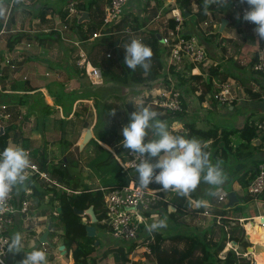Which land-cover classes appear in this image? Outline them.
<instances>
[{"label":"rangeland","instance_id":"rangeland-1","mask_svg":"<svg viewBox=\"0 0 264 264\" xmlns=\"http://www.w3.org/2000/svg\"><path fill=\"white\" fill-rule=\"evenodd\" d=\"M65 1L66 0H50V2L43 7L44 9L48 10L49 14H51L52 18H50L48 22H51L50 24L53 25L48 26V23L42 22L39 15H36L35 18L30 17L29 21H25L26 19L22 18L21 21L19 20L18 25L20 28H22L21 30H24L29 26V29L27 30H29L28 33L30 35L25 33L24 31H21L15 33V35H13L12 33H6L2 37H0V50L3 51L4 54L7 53L6 55H0V66H5V62L7 60L10 62L11 66H14L15 63L19 64L18 62L23 59L21 56H16L17 52H20L21 55L30 56L34 61H37L39 64H41V67L39 69H37L36 67H32L29 74L25 72L24 74H20L23 69L20 68L17 64V67H15V65V68L12 69H9V67L6 66L10 71H12L11 73L14 75V77L9 78V75L6 74L5 77L0 76V80L4 79L6 81L14 82V86L19 87L16 89H19V91H21L20 94H18L20 97H30H28L23 105L19 106L18 113L16 112L15 114H12L10 110H8L5 102L0 103V128H8L13 125L16 127L15 133L20 136V140L18 143H16L13 138L10 137V139L8 140V145L19 144L24 147V141L28 139L32 148L41 149L43 146H46L48 149L49 164H65L68 169L73 174L81 178V180L85 184L100 186V180L99 177H97L96 171H98L99 175L108 172L110 174H115L119 171V167L115 162L99 166L96 171L94 170V168H92V166H90L92 160L100 155L102 151L100 147L114 153L116 156H120V154L117 153L118 151H122L121 153L126 155L125 152H128L130 150L124 148L121 143L118 144V140L122 139L121 128L129 120L131 111H134L137 108L145 105L153 109H156V106L153 104V97L149 95L150 90L146 91L144 85L132 82L129 79L128 75L124 72L122 74H116L117 76H114L112 73H108L107 79L103 80L91 78V74L89 73L90 69L87 68L86 71V67L88 66H85V63L80 58V50L83 48L86 49H83V53L86 55L91 47V43H87L83 48L81 46L77 48L74 46V44H72L71 41L65 42L61 40L58 32L48 31L49 28H60L59 21L61 20L59 19L61 14L65 11ZM81 1L83 2L82 4L85 5L90 1H95L99 6V10L101 12L100 19H103V0ZM156 1H159L160 4L158 5ZM198 1L199 0L195 1L194 4H191L192 16L190 15V18L188 20L189 23H186L185 26L186 28H192L193 23L194 28L196 27V30H198L197 32L199 36L203 40H207L209 37L216 36L210 34V32L217 30L213 25L219 22V18H216L214 20L209 19L207 22H204L203 24L198 26V24H196L195 22L196 13L200 10L201 6ZM6 2L7 0H4V4H0V24L2 25L4 24L6 11L8 10V7L6 8ZM164 4L165 0H131L124 14L130 12L133 15H138L140 18H142L143 16L148 17L150 19L148 27L151 29H156L157 24L153 22V18L155 17L154 14H157L158 10L161 9L166 11L167 8L163 7ZM79 20L80 18L78 19V21ZM162 20L163 19H161L160 22ZM191 20L193 21L190 23ZM23 21L26 22V24H23ZM248 22L249 21L245 22L246 25ZM226 24H221L220 26L223 27L226 26ZM247 28L249 27L247 26ZM45 29L49 33L55 32L54 35L58 36L60 40H58V42H56L55 40H47L45 42L43 39V37H45ZM235 37L237 40H235L234 42L239 45H243V40L241 39V37ZM260 39L262 41L260 45L262 46L264 45V38L260 37ZM9 40H12L13 43H15V46L13 45L12 47L13 49L17 47V52H15V59H12V56L8 54L9 50L7 43ZM246 40H248V38ZM250 41H252V37H250V40H248L247 42ZM235 50V47L231 48L230 46H228L225 48L223 53L227 56H230L235 52ZM219 56L220 54L217 55V57ZM11 61L15 63L11 64ZM225 61L228 62L229 59H225ZM211 64L215 65V61L213 60L210 65ZM65 65L69 66V68L67 67L68 69H70V67L72 68L70 69L71 73L66 72ZM56 67L58 68V70L55 69ZM207 68L208 67L201 68L200 70L202 73V80L204 82L208 81V76L205 73V69ZM53 69L56 70L55 74L52 73V71H55ZM47 71L50 72L51 76H45V73ZM87 72L89 73V75ZM164 74L168 75L167 78L171 83L174 82V75L172 74V72L166 73L163 70V72H161V75H159V81L156 87L153 88L154 90L152 89V91H154L152 92L153 94H155V89L162 88L160 90L163 91V88H165L163 81L166 76H164ZM196 74H199V72ZM230 82L233 83V81ZM235 84L236 83L234 82L233 85H228L232 92L233 89H235ZM202 86L203 85L200 84L196 86L194 98L189 99V103H191V105L195 107H198L200 104L199 95L202 91ZM32 87L36 88L34 92H26L28 88ZM216 89V87L211 90L208 89L210 96L213 98L217 92ZM0 95H5V93ZM35 100L39 101V103L36 104ZM187 102L188 101L186 100V103ZM56 103L60 105H56ZM45 104L50 109H55V111L49 112L46 116H44V113L46 112ZM165 114V112H161L157 114V116L159 119L166 120L163 119ZM173 120L174 117H171L166 121L170 124H173ZM175 125L177 127L173 129V131H177L182 128V126H179L177 124ZM196 126L202 129L206 126V124L204 122H201L200 118V120L196 123ZM87 129L91 130L93 139L89 140L88 143L80 150L79 144H81ZM93 140L97 141L99 145H97ZM27 150H29L30 152L32 151L31 148H27ZM36 158L37 156L34 153L31 154L30 159L33 162H36ZM234 161L237 160L233 159L231 162ZM54 181H56L63 188L65 187L57 180ZM232 188V185L229 184V186L226 187L225 191H227L228 193L232 191ZM105 190H108V188H101L103 194L105 193ZM55 191L60 193L62 189H55ZM170 193V191L163 190L161 192V196L164 199L169 200L172 197ZM239 194L241 197H246V189L239 191ZM45 199L47 201H50V195L47 198L45 197ZM52 200L53 202L48 204H52L53 207H57L58 209L59 201H57L56 199ZM46 207L47 209L49 208V206ZM195 208H197L195 203H192V206L190 207V211L192 210V214H189L190 211H188L184 215L178 216L179 222L184 221V223L188 227L185 228L184 226H179L178 231L173 230L172 232H169V234L173 235L179 232L181 234H191L192 232H198L201 235L202 231L208 229V227L213 224L214 216L210 214L211 211L206 210L202 212V214L198 215L197 213L193 212ZM231 209L232 210L227 211V213L234 217H247L253 214L264 215V201L249 200L246 203L238 204L235 208ZM51 211H54V209ZM51 211L48 209L45 211H41L38 214V217L46 216V220L38 221L37 219H34L32 223L27 222L25 223V225L28 224L29 226L48 227L49 216L51 217ZM140 216V220L142 219L141 221L144 225H149L154 220L162 217H165L168 222L167 216L160 215L158 213L150 214L149 216H144L140 213ZM51 220L53 222V226L60 225L58 229L61 230L62 233L63 227L60 224L59 218L51 217ZM219 221L220 219H216V225L218 226L221 224V222ZM98 223L99 222H97L95 226L98 232L97 237L101 241L102 246L97 249V252L94 255L96 259H98L104 252H106L108 247L131 246V243L129 242L123 243L118 240H113L112 237L105 233V231L102 229L101 223L99 224V226ZM233 223H237V221H234ZM190 226L193 227L191 230H189V228H191ZM230 226H237V224L233 225L231 223ZM217 228L218 227H215L216 230ZM168 229L169 227H165V229L161 228L155 231L158 233L161 231L168 232ZM225 230H230V227H226ZM145 231L147 230H143V234ZM31 233L32 232L25 231L24 235H30ZM146 233H148V235H143L140 233V244L138 242L139 246L137 247L136 245V247L133 248L131 254L129 255L128 264H132L133 262L142 264H157L155 254L151 250V247L154 246L155 242L153 231H150V233ZM259 233L260 232L258 231V234ZM49 237V240H52V236ZM244 237L248 243V247L250 245L252 246L253 244H256L255 241L254 243L249 242L250 238H247V232L244 234ZM232 242L233 241H229L226 243L225 250L220 254V257L223 258L229 249H233L236 252H245L244 256H249L250 264H253V259L251 256L252 254L250 255L246 253L247 247L244 248L238 246L237 244L234 245L232 244ZM61 244L62 240L60 237H58V242H55L54 244H52V246H50L49 244L46 246H40V244L38 248H42L46 252L48 264H70L71 261L72 264H75L70 253L66 256L61 255V252L58 250V247ZM186 245L187 244L185 242H180L176 239H169L163 243L162 247L167 251H171L173 247L178 248L179 251H183L186 248ZM24 251L27 252L30 250L25 249ZM260 254L261 253L259 251L256 253V255ZM53 256H55L54 259ZM59 258H63L64 263H61V260H59ZM68 260L70 261V263ZM99 264H116V260L113 257V254H108L107 258L104 261H101Z\"/></svg>","mask_w":264,"mask_h":264},{"label":"trees","instance_id":"trees-1","mask_svg":"<svg viewBox=\"0 0 264 264\" xmlns=\"http://www.w3.org/2000/svg\"><path fill=\"white\" fill-rule=\"evenodd\" d=\"M194 1L195 0H178V2H180L182 5L184 16L186 14H188L189 16L192 14L191 4ZM156 2L158 5L160 4L159 1ZM198 3L201 6L200 10L196 13V23L206 22L209 18V15H212L220 6L228 9L229 11V23L227 27H239L247 21L243 19V15L239 16V13L243 7L249 8L246 0H240L235 9H232L233 4L231 5V2L229 0H199ZM79 7L81 10L89 12V19L88 21L82 23L77 20L76 22H74L73 29L81 42H88L91 36L99 30L102 24V19H100L101 12L99 10V6L95 1H90L86 5L81 4ZM46 10H44L40 14L41 21L43 22L46 21L48 13V10ZM66 16L67 12H63L61 14L60 18L62 19V21H65ZM154 16H156V14H154ZM236 16L238 17L236 18ZM149 21L150 19L148 17L143 16L142 18H140L138 15H133L128 12L124 14L120 22L110 31L106 32L103 37L94 42H90L91 47L87 53L88 58L93 66L101 69L104 79H107L108 73H112L114 76H117L118 74H122L124 72L128 75L129 79L132 82L144 85L146 91H151L156 87L159 81V75H161V72H163L164 70L162 55L163 48L156 36L158 31L148 27ZM175 26L176 22L174 20H170L168 27L174 28ZM1 27L2 24H0V29ZM112 30H116L117 32L130 30L133 31L134 34L131 35L121 33L113 35L111 34ZM54 33L55 32L45 33L44 40H55L56 42H58L60 38L54 35ZM133 38L140 39L143 43L150 46L152 49L153 55L151 57L150 67L148 70H144L139 66L135 70L129 69L123 63L125 58L124 47ZM7 46L8 50L11 51L13 42L9 40ZM107 51L113 52V55L110 58L106 57ZM255 61L251 64V73L253 74H255ZM205 70V73L208 76V81L205 82L201 81L200 77H202V73L200 75L186 76V74L183 73L177 74L174 71L171 72L174 75L175 79L178 81L177 85L180 87H185V93L188 97L190 93H195V87L198 86L201 82L202 84H205L209 90L216 87V91L219 92L225 85H229L230 81L233 80L235 81L236 86L240 85L243 87L245 93L250 91L249 89L245 88V83L247 82V73H245V75L241 77H237L236 75L222 70L220 64H211ZM240 70L243 71L244 69ZM52 73L55 74L56 70L52 71ZM45 76H51L50 72L47 71L45 73ZM164 76H166L163 81L164 87L170 88L171 82L167 78L168 75L164 74ZM16 88L19 87L15 86V89ZM35 90L36 88L32 87L28 88L26 91L30 93ZM6 96L7 95H4L3 97ZM0 97L2 98L1 95ZM28 97L30 96L15 97L13 95L12 97L8 95L5 101L14 104V107H16L15 109H19V106L23 105ZM7 98L9 99L7 100ZM1 101L4 100H0V102ZM35 103L37 104L39 103V101L35 100ZM56 105L60 104L56 103ZM45 109L46 112L44 113V116H46L49 112L55 111V109H50L46 104ZM154 110L157 112V114L162 112V109L158 107H156V109ZM13 111L15 110L13 109ZM165 113L166 114L163 119L166 120L171 117H174L175 120H180L185 115L184 112ZM256 125L254 123H248L244 128L240 130H229L226 128L218 127H213L208 130H202L196 127V121L194 122L190 120V122H184L182 124V129L174 132L190 138L195 137L201 140L204 144L207 145L206 150L211 153L210 158L213 160V162H221V166L225 172L231 160L248 159L253 157L254 151L257 147L252 146V138L248 139L249 142L246 140L248 143H243L241 141L237 142V139L233 140V137L236 136L237 138L238 134L247 130H250L254 134V136H258L259 130L257 129ZM15 130L16 127L14 125L5 128L2 131L0 130V149L8 145V140L10 139V137H12L16 143L19 142L20 136L15 133ZM121 140L122 139L118 140V144H120ZM93 141L97 145H99L97 141ZM24 142V148H31L32 152L37 156L36 160L40 168L48 172L55 180L63 184L65 188L69 190H62L60 193H58L54 190L50 191L49 188H47L45 189L46 193H40V191L37 190L36 194L45 196L52 192V197H50V201H48V203H52V199H56L57 201H59L58 205L60 207V214L58 218L60 224L63 227V233L60 234L59 237L62 240V244L65 245L67 249V254L71 253L74 263L99 264L101 261H104L107 258L108 254H113V257L116 260V264H128L129 255L135 247V244H131V246L129 247H108L106 252H104L98 259H96L94 255L97 252V249L102 246L101 241L98 239V237L90 238L87 236L85 225H83L82 223V217L76 214L74 211H84L89 209L90 207H93V211L99 222V226L100 222L105 217V211L103 207L104 194L101 191V188H108V190H113L123 185L129 184L130 178L127 176V173L123 170L117 159L114 157V153L99 146L102 151L99 156L92 160L90 166H92V168H94V170L96 171L99 166L115 162L119 167V171L115 174H110L108 172L101 175H99L98 171H96L97 177H99L100 180V186H93L85 184L81 180V178L73 174L65 164H49L48 149L46 146H43L41 149H35L31 147L30 141L28 139H26ZM121 152L122 151H118L117 153L123 155L124 157V154ZM255 175L256 173L252 172L251 170H247L240 177H237L236 180L239 182L243 189H246L249 185V182L254 179ZM149 185L152 188L162 189L161 186L156 183H150ZM246 195V197H241V199L245 200L246 202L253 199L248 196V194ZM191 199H194L191 194L189 197H185L174 192V195L170 202L158 200L152 207L159 214L167 216L172 222L180 226H184V221L179 222L178 216L184 215L189 211L190 207L192 206ZM215 203L213 205L216 208L208 209V211H211L210 214L214 216V222L211 226L208 227V229L202 231L201 235L198 232H192L191 234H181L179 232L171 235L167 231H161L159 233L153 231L155 242L154 246L151 247V250L155 254L157 264H250L249 256H244L245 252H236L233 249H229L223 258L220 257V254L225 250L227 242L235 241L238 246L244 248L248 247V243L244 237L245 231L241 226H230V224L235 220H232L234 219V217L232 215H229L227 211H230L232 209L226 210L225 205L221 207ZM170 204L175 206V212L169 211ZM205 210L206 208L204 206H200V208H195L193 212L202 213ZM149 215L150 213L145 214V216ZM217 217H220L219 222H221V224L219 226L216 225V219H218ZM247 217L240 216L238 218ZM59 226L60 225L55 226L56 230H59ZM215 227H218L217 230L215 229ZM226 227H230V230H225ZM143 235L148 234L144 233ZM51 236L52 238H54L56 234ZM169 239H176L180 242H185L187 244L186 248L183 251H179L178 248L174 247L171 249V251L165 250L162 245ZM95 241H98V244H96ZM21 260L22 259H19V261ZM132 264L142 263L133 262Z\"/></svg>","mask_w":264,"mask_h":264},{"label":"built area","instance_id":"built-area-1","mask_svg":"<svg viewBox=\"0 0 264 264\" xmlns=\"http://www.w3.org/2000/svg\"><path fill=\"white\" fill-rule=\"evenodd\" d=\"M130 1L131 0H103L102 10L104 16L102 24L99 30L91 36L89 41L103 37L106 32L114 28L124 16L125 10ZM230 1L233 2L232 9H235L240 2V0ZM42 2L45 3V6L50 1L9 0L8 10L5 15L0 35L7 32V22L16 8L30 9ZM82 3L81 0H66L64 12H67V16L65 21H59L60 28L53 27L49 28L48 31H56L59 33L61 40L65 42L68 41V35L71 30L69 22L72 21L73 23L81 18L83 10H81L79 6ZM163 7L167 8L166 11L160 8L161 10H158L156 16L153 18V22L157 24L156 30L162 38L161 45L163 48L164 71L166 73H170L171 71H174L177 74L183 73L186 74V76H193L198 72L200 74L201 68L210 66L211 59L208 50L202 45L198 36H187L188 33L186 32L185 24L188 22L190 16H184L182 5L178 0H165ZM247 9V7H243L239 16L244 15V12ZM161 19L163 20L160 22ZM170 20L176 22L174 28L168 27ZM121 33L134 34V32L130 30L124 32L112 30L111 32L113 35ZM76 45L79 47V43H76ZM83 49L80 50V58L85 63V66H88L86 67V71L87 68L90 69L89 73L91 74V78L103 80L104 78L101 69L92 65L88 55L83 53ZM257 53L258 55L254 64V71L264 80V46L259 48ZM111 56L112 51H109L106 54V57L110 58ZM6 64L8 67L15 68L13 65L10 66L9 61H7ZM160 89L162 88L155 89V94L152 93L154 91H149V95L153 97V104L156 107L162 109V112L182 113L186 111L185 103L186 100L188 101L185 93L186 89L185 87L177 85L175 77L170 88H163V91ZM214 98L221 105H226L234 100L232 91L228 85H225L219 92H217ZM3 129L5 128H0L1 131ZM257 129L260 132H264V117L257 123ZM28 152L30 156L33 154L32 151L30 152L28 150ZM114 156L123 170L127 173L130 182L127 185H123L113 190H105L103 195L105 217L100 223L105 233L110 235L113 240H118L123 243L129 242L135 244V247L136 245L138 247L140 244V233L143 234V230H147V225L143 224L141 221L142 219L140 220V213L144 216L146 213L152 214V206L156 201L162 200L160 196L161 189L151 188L149 187L150 185L148 186V189H145L138 185V180L135 178L137 174L134 167L141 159H143L142 156L138 154L135 156V153L131 151H128L124 157L123 155L116 156L115 154ZM31 162L32 167L28 171V180L25 184L23 186L14 187L8 197L4 201H0V264H20L19 259H22L25 253L22 252L18 254V252L13 253L9 250L8 243L11 233L19 231L22 234V237L24 236L25 231L38 234L37 231L40 230L41 226H29L28 224L25 225V223H32L34 219H37L38 221L46 220V216L38 217V214L41 211L48 209L50 211L54 209V211H51L50 213L51 217H58L60 214V207L57 209V207H53L52 204L49 205L48 201L45 199V197L47 198L49 195L52 197V192L45 196H40L36 194V191L39 190L40 193H46L45 189L47 188H49L50 191H55V189L57 190L59 188L62 190L67 189L54 181L55 179L48 172L42 170L37 163V160L36 162L31 160ZM219 192L218 202L227 203V193L222 190H219ZM247 192L249 196L256 198L264 195V163L258 165L256 175L249 183ZM46 206H49V208L47 209ZM51 217L49 216L48 227L44 228V232H49L48 240L49 236L56 234L52 240H49L51 244H54L55 242H58V237L63 231L61 233V230H56L55 226H53ZM240 223L243 222L240 221ZM146 232L150 233L148 230L144 233ZM40 244L41 246L48 245L47 243L41 242ZM10 257L11 261H9Z\"/></svg>","mask_w":264,"mask_h":264},{"label":"crops","instance_id":"crops-1","mask_svg":"<svg viewBox=\"0 0 264 264\" xmlns=\"http://www.w3.org/2000/svg\"><path fill=\"white\" fill-rule=\"evenodd\" d=\"M45 1H50V0H45ZM3 2H4V0H0V4H4ZM230 2L232 5L233 2L232 1H230ZM8 4H9V0H7V2H6V8L8 7ZM44 4L45 3L42 2L41 4L36 5L35 7L30 8V9L16 8L13 11L12 15L10 16V19L7 22V26H6L7 32L6 33H12L13 35H15V33L24 31L25 33L29 34L28 33L29 30H27V29H29V26L27 28H25L24 30H21L22 28H20L18 25L19 20L21 21V19L24 18V19H26L25 21H29L30 17L35 18L36 15H39V17H40V14L44 10H46L43 8ZM102 5H103V3H102ZM85 12H87V11H85ZM87 13L89 14V12H87ZM228 16H229L228 9H225L222 6H220L212 15H209L208 20L209 19L214 20L216 18H219V22L215 23L213 25L217 30L210 32V34L216 35L215 37L213 36V37H209L207 40H203L199 36V34L197 32L198 30H196V27L194 28L193 23H192V28L191 27L186 28V26H185L186 32L188 33L187 36H189V35L198 36L202 45H204L206 47V49L208 50L211 62L214 60L215 64H220L222 67V70H224L225 72L236 75L237 77H241V76L245 75V73H247V82L245 83V88L249 89L250 91L245 93L242 86H240V85L236 86L235 85L236 90L233 89V92H232L234 100L230 103H227L226 105H221L215 100V98L210 96L207 86L205 84H202V82H201L200 85H203V86H202V91L200 92V95H199V99H200L199 100V102H200L199 106L195 107V106L191 105V103H189V101H190L189 99L194 98V94L193 93L191 94L189 92L190 93L189 97L186 95L188 98V102L185 103V105H186V111L184 112L185 115L180 120L174 119L172 121L173 124H177L179 126H182V124L184 122H190V120H192L194 122L196 121V123H197L201 118V122H204L206 124V126L204 128H202V130H208V129L213 128V127L226 128L229 130H240V129L244 128L246 126V124H248V123H254L256 125L264 117V80L261 77H259L256 73L255 74L251 73V64L255 61V59L258 55L257 51L259 50V48H262L264 45H262V46L260 45L262 43V41H261L259 35L257 34V32L255 31V28H256L255 24H253L252 22H248L247 25H246V23H243L242 24L243 26L241 25L239 27H232V26L227 27V25L229 23ZM237 17L238 16H236V18ZM50 18H52L51 14L47 13L46 21L44 23H48V26L52 25V24H50L51 22H48ZM88 19H89V15H88ZM224 19L227 20V24H226V26L221 27L220 25L222 24ZM59 20H62V19L60 18ZM235 20H238V19H235ZM192 21L193 20H191L190 23ZM22 23L26 24V22H24V21ZM187 23H189V22H187ZM73 24H74V22L73 23H72V21L69 22V27L71 26V30H70V33L68 35V41H71L75 47L78 48L76 43H79V47L81 46L83 48V47H85V45L87 43L94 42V41L98 40V39H95V40H92L89 42H81L78 39L77 34L75 33V31L73 29V27H74ZM196 24H198V26H200L203 23H196ZM247 26L249 28H247ZM9 28H12V29H9ZM1 29H2V27H1ZM1 29H0V31H1ZM30 32H31V30H30ZM6 33H4V34H6ZM45 33H48V32L44 31V34ZM4 34L0 35V37H2ZM235 36L241 37V39L243 40V45L242 44L239 45L236 42H234L235 40H237ZM250 37H252V41L247 42L248 40H250ZM247 38H248V40H246ZM43 39H44V37H43ZM73 40H76V41H73ZM44 41L46 42L47 39ZM13 45L15 46V43H13ZM228 46H230L231 48H233V47L236 48L235 52L232 53L230 56H227L223 53L225 48ZM15 52H17V47L14 48L13 50L9 51V53H8L10 56H12V59H15ZM6 54H4V52L0 50V55H6ZM218 54H220L219 57H217ZM16 56H19V57L21 56L23 60L19 61L18 62L19 64L11 61V64L15 63V65L17 64L20 68L23 69V71L21 70L22 72L20 74H24V72L29 74L32 67H36L37 69H39L41 67V64H39L37 61H34L30 56L21 55L20 52H17ZM5 58H6V56H5ZM225 59H229V61L227 62V61H225ZM6 62H5V66H3V67L0 66V76L5 77L6 74H8L9 78L14 77V75L11 73L12 71L9 70L12 68L9 67V69H8L6 67L7 66ZM9 64H10V62H9ZM17 65L15 67H17ZM67 67L68 66L65 65L66 72L71 73L70 69H72V68L70 67V69H68ZM56 69L58 70L57 67H56ZM240 69H244V70L241 71ZM200 74H201V71H200ZM200 74H195V75H200ZM25 76H27V75H25ZM200 78H201V81H203L202 80L203 78L202 77H200ZM231 81H233V80H231ZM234 82L235 81H233V83ZM233 83L230 82L229 85H231V84L233 85ZM14 89H15L14 82L6 81L4 79L0 80V92L5 93V95H7L6 97H8V95L12 96V97L14 95L15 97H18L19 96L18 94H20L21 91H19V89H16V90H14ZM3 96L4 95H2V98L0 97V100L5 101L6 97H3ZM8 99L9 98H7V100ZM4 101H1V102L4 103ZM9 103L10 102L5 101V105H7L8 110H10V112L12 114H15L16 112L18 113V109H15L16 107H14V104H11V103L9 104ZM13 109L15 111H13ZM197 128H199V127H197ZM249 138H252L251 139L252 146L257 147L254 151L253 157L248 158V159H240V160H237L234 162H230V164L227 166V169L225 171L226 178H225L224 182L220 185L213 186V185H209L206 182L202 181L197 186V188L191 193V196H193V198H194V199H191V201H192V203H195L197 208H200V206H204L206 208V210L213 209V208H216L213 204L215 202H217L215 204H218L221 207L223 205H225V209H226L227 203H219L218 202V196L220 194L219 190H222V191L227 193V191H225V190H226V187L229 186V184H231L233 187L232 191L236 192L238 194V196H240L239 191H242L243 188L239 184V182L236 180V178L240 177L247 170H251L252 172L256 173L258 165L261 163H264V132L259 131L258 136L254 137V134L250 130H247V131H244V132L238 134L237 138H236V136L233 137V140L237 139V142L241 141L243 143L244 142L248 143ZM92 139H93V137H92ZM256 141L258 142V144L254 145L253 142H256ZM162 191H163V189H161V192ZM246 191H247V188H246ZM170 192H171L170 195L173 197L174 192L173 191H170ZM247 194H248V192H247ZM172 197L169 200H166L161 196L162 200L166 201V202H170L172 200ZM251 198H253L252 200H263L264 201V195L261 197H258V198H256V197H251ZM244 203H246L245 200L243 203H239V204H244ZM170 205H172V204H170ZM221 207H218V208H221ZM173 211L175 212L176 208ZM189 211H190V209H189ZM156 213H158V212L153 209L152 214H156ZM189 214H192V210L189 212ZM197 214L199 215L202 213H197ZM262 216H264V215L263 214H258V215L253 214V215L248 216L247 218H238V217L233 216L234 219H232V220L237 221V223L232 222V224L233 225L237 224L238 226H241L244 229L245 233L247 232V236L250 238L249 239L247 237L249 239V242L254 243V241H255V243L257 245L263 244V241L261 239L257 238V234H258L257 226L256 225L251 226V227L246 226L247 222L250 221L251 219L261 218ZM217 218L219 219L220 217H217ZM244 219H246V220H244ZM240 221H242L243 223H240ZM259 225H260V228H262L264 230V226H262V225H264V222L261 223V220H260V222H258V226ZM179 226L180 225L172 222L168 218V222H167V227H169L168 233L172 232L173 230L178 231ZM184 227L186 228L188 226H186V224H185ZM44 228L45 227L41 226L40 230L37 231V233L39 235L36 233H31L30 235H26V236L24 235L23 236V250L21 252H25L24 251L25 249L31 250L32 248H38V246L40 245V243H39L40 241L38 242V239H40L41 235L43 234ZM192 228L193 227L189 228V230H191ZM21 252H18V254H20ZM54 258H55V256H53V259ZM252 259H253V264H256L253 256H252ZM59 260H61V263H64L63 258H59ZM9 261H11V257H10ZM17 261H18V258H17ZM69 263H70V261H69Z\"/></svg>","mask_w":264,"mask_h":264},{"label":"clouds","instance_id":"clouds-1","mask_svg":"<svg viewBox=\"0 0 264 264\" xmlns=\"http://www.w3.org/2000/svg\"><path fill=\"white\" fill-rule=\"evenodd\" d=\"M246 3L249 8L243 19L255 24V31L264 38V0H246ZM124 50L123 63L127 68L149 69L153 55L150 46L133 38ZM176 127L159 119L157 112L147 105L131 111L129 120L121 128L120 143L135 156L143 157L134 167L138 185L148 189L150 183H156L164 191L189 197L202 181L213 186L222 184L226 174L221 162H213L207 145L198 138L174 132ZM31 167L30 154L21 145L9 144L0 149V201H4L14 187L25 184ZM146 227L148 231L165 228L167 219H156ZM8 248L13 253L23 250L19 231L11 233ZM20 264H47V254L42 248H32L24 253Z\"/></svg>","mask_w":264,"mask_h":264},{"label":"water","instance_id":"water-1","mask_svg":"<svg viewBox=\"0 0 264 264\" xmlns=\"http://www.w3.org/2000/svg\"><path fill=\"white\" fill-rule=\"evenodd\" d=\"M88 15L89 14L87 12H84L82 17L80 18L79 22L88 21ZM185 16L188 17L189 15L186 14ZM226 23H227V20L224 19L222 24H226ZM156 36H157L159 43H162L161 35L159 33H157ZM92 137L93 136L91 134V130L87 129L85 132V135L82 139L81 144H79L80 150L88 143L89 140L92 139ZM253 144L254 145L258 144V142L257 141L253 142ZM135 178L138 180V175H136ZM227 196H228V202L226 204V209L234 208L239 203L244 202V200H242L241 197L238 196V194L234 191L228 192ZM171 210L172 211L175 210V207L172 205L169 206V211H171ZM74 211L76 214H78L79 216L82 217V223H83V225H85L87 236L90 238H96L98 236V232H97V228H96L95 224L98 222V220L94 214L93 207H90L89 209L84 210V211H77V210H74ZM261 222L262 223L264 222V216L261 217ZM48 233H49L48 231H45L42 234V236L40 237V241L42 243H47L50 246H52L51 243L48 241ZM96 244H98V241H96ZM232 244L236 245L237 243L232 242ZM258 248H259V245H256V244H253L252 246L250 245L249 247L246 248V250H247L246 253L250 254V255L256 254L258 252ZM58 250L61 252L62 256H66L67 249H66L65 245L61 244L58 247Z\"/></svg>","mask_w":264,"mask_h":264},{"label":"bare ground","instance_id":"bare-ground-1","mask_svg":"<svg viewBox=\"0 0 264 264\" xmlns=\"http://www.w3.org/2000/svg\"><path fill=\"white\" fill-rule=\"evenodd\" d=\"M178 82V81H177ZM261 218H256V219H251L250 221L247 222L246 226L247 227H251V226H257L258 231L260 232L259 234H257V238L261 239L263 241V244H258L259 248L258 251L261 253L260 255H256V254H252V256L254 257V261L256 262V264H264V230L262 228H260V225L258 226V222H260ZM262 230V231H261ZM248 237V236H247ZM249 238V237H248ZM231 248V247H230ZM231 250V249H230ZM71 260V259H70ZM72 264V261L71 263Z\"/></svg>","mask_w":264,"mask_h":264}]
</instances>
